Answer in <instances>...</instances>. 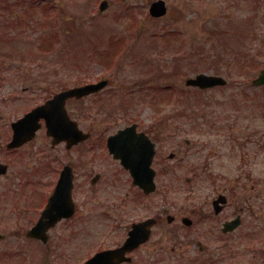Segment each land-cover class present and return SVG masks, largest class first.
Returning <instances> with one entry per match:
<instances>
[{
	"label": "rangeland",
	"instance_id": "obj_1",
	"mask_svg": "<svg viewBox=\"0 0 264 264\" xmlns=\"http://www.w3.org/2000/svg\"><path fill=\"white\" fill-rule=\"evenodd\" d=\"M101 1L0 0V33L4 32L1 36L8 34V38L17 39L13 45L0 43V66L10 67L9 89L17 95L28 82L55 79L72 86L82 84L85 78L97 81L111 75L113 82L118 83L116 87L91 97L88 102L83 99L72 104V115L82 129L89 123L88 116L94 124L99 118L115 116L110 123L98 125L100 130L108 125V134L113 132L112 127L130 124L135 117L143 125L154 120L158 124L154 131L159 132L154 141L160 139V155L180 147L189 157L181 170L159 171L157 180L194 178L195 170H190V166L199 164L198 158H205L217 146L233 147L234 159L229 166L219 169L215 163L206 174H223V180L244 179V174H248V183L263 189L264 91L249 86L248 82L264 67V0H162L167 14L161 18L149 14V5L158 0H108L110 6L104 12L99 11ZM49 36H54L57 42L52 49L41 44ZM123 41L132 47V54H126L131 64L118 71L111 62L124 61L114 58ZM93 49L99 52L92 54ZM17 66L22 67L19 73L12 69ZM26 68L30 69L27 73ZM107 69L121 72L122 81ZM199 73L223 75L230 84L206 91L188 89L185 81ZM135 81L151 88L153 100H138V94L129 95L135 93L132 88ZM168 84L170 89L163 90ZM123 93L128 94L125 98H135L128 115L123 113L128 104L123 102ZM178 101H184L185 105ZM30 104L13 105L9 109L11 119L23 116ZM174 114L186 116L179 119L189 127L185 137L191 142L190 147L184 142L185 137L176 136L175 129L167 132L172 128L167 127L172 125L168 117ZM227 131L234 132L233 142H227ZM83 148L84 145H79L69 154L80 181L85 179V173L109 162L102 156L98 163L94 162L95 157ZM242 153L246 154L244 160H240ZM60 155L62 160L66 159L64 153ZM111 172L113 178H121L117 177L120 175L117 170ZM182 184L176 182L170 188L175 191ZM126 189L119 187L122 196ZM99 196L81 190L77 196L79 203L82 205L85 199L90 202L87 208L81 206V211L100 212L95 202ZM159 198L155 197L156 203ZM183 198L180 191L171 194L173 202Z\"/></svg>",
	"mask_w": 264,
	"mask_h": 264
},
{
	"label": "flooded vegetation",
	"instance_id": "obj_2",
	"mask_svg": "<svg viewBox=\"0 0 264 264\" xmlns=\"http://www.w3.org/2000/svg\"><path fill=\"white\" fill-rule=\"evenodd\" d=\"M12 69L22 71L18 66ZM9 70L10 67L0 66V264H83L97 253L109 250H116L117 254L108 264H264V188L249 184L248 174H244V179L223 180V174L205 172L213 169L215 163L219 169H226L234 159L233 147L217 146L205 158H198L200 163L190 166V170H195L194 178L157 180L156 191L144 195L121 161L111 156L107 146L110 136L136 126L134 135L139 137L143 133L157 144L152 167L159 175L158 171L181 170L189 157L180 147L160 155V139L154 141L159 134L154 131L158 126L154 120L143 125L135 117L130 124L112 127L113 132L108 134V125L101 130L98 125L110 123L115 116L99 118L96 124L88 116L89 123L83 130L89 138L83 142V149L95 157L94 162L98 163L100 156L109 162L105 164L101 159L100 167L85 173V179L80 181L73 157L69 156L76 146L68 148L66 142L54 144L45 119L37 122L40 128L32 139L20 146L11 145L12 123L21 116L12 120L9 109L17 102H32L24 115L68 89V84L55 79L28 82L21 90L26 96L15 95L8 85ZM28 71L26 68L25 73ZM117 84L109 82L107 87L87 97V102ZM75 102L74 98L66 101L70 117ZM180 116L186 117H168L172 125L167 127L172 128L167 132L175 129L176 136L185 134L186 124L180 121ZM33 126L32 120L28 128ZM227 135V142H233L234 132L227 131ZM130 150L141 151L139 147ZM245 157L242 153L240 160ZM66 167L72 168L71 188L67 183L59 187ZM111 170H117L120 174L117 177L121 178H113ZM176 182L183 184L174 191L170 185ZM121 186L127 187L123 196ZM83 189L100 195L95 200L100 212L81 211V206L87 208L90 203L85 198L82 205L79 203L77 196ZM176 191L184 194L182 201L171 200ZM56 192L57 199L52 204L50 200ZM155 197H160L158 203ZM136 225H141L137 233ZM133 230L136 234L128 242Z\"/></svg>",
	"mask_w": 264,
	"mask_h": 264
},
{
	"label": "water",
	"instance_id": "obj_3",
	"mask_svg": "<svg viewBox=\"0 0 264 264\" xmlns=\"http://www.w3.org/2000/svg\"><path fill=\"white\" fill-rule=\"evenodd\" d=\"M107 6H108L107 3L103 2L101 9L104 10V9H106ZM150 12L155 17H160V16L164 15L166 13V8H165L164 2L159 1V2H156L153 5H151ZM254 83H255V85L256 84H264V70L261 72L260 77L257 80H255ZM224 84H226V81L224 79H222L221 77L207 76L205 74L198 75L197 77L189 79L187 81V85L192 86V87L193 86L200 87L202 89L203 88L207 89V88L215 87L218 85H224ZM102 85L103 84H100L99 86L101 87ZM96 89H97V86H86V87L75 88V89H72L68 92L58 94V97L53 101V104L59 105V107H60V109L58 110V115H57L58 120L55 119L54 121H52L51 126H50L52 128V131H54L55 135L58 133L57 136L59 135L60 139H64L61 136L64 134V121L67 120L66 113L64 110L65 99L70 97V96H76L78 98H81V97L85 96L87 93H91L92 91H95ZM39 109H36L35 111H33V113H31L27 116V118L37 114L39 112ZM26 119H24V120H26ZM24 120H20L16 125L22 124L24 122ZM72 124H73L72 126H74V133H75V138H74L75 142L74 143H77L78 141L83 140L84 136H83L82 132L78 130L76 123H72ZM21 135H22L21 134V128H19V129L16 128L15 140L19 141ZM119 137H120V135L117 136V138H119ZM130 166H132V164ZM148 166L149 165H147V167ZM132 171L134 173L136 172L135 170H132ZM148 171H150V169H148ZM147 175H148L147 176L148 182H145L144 184H141V185L147 192H150L154 189V173L151 170L150 174L148 173ZM135 180L136 181L138 180V178L136 176H135ZM105 253L98 255L94 259L88 261L86 264H102L103 263L102 261H104V259L102 257H104ZM112 253L114 254L115 251H113ZM108 260H110V259H108ZM104 264H105V262H104Z\"/></svg>",
	"mask_w": 264,
	"mask_h": 264
}]
</instances>
